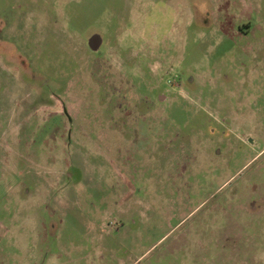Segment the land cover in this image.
Wrapping results in <instances>:
<instances>
[{
	"label": "rangeland",
	"instance_id": "obj_1",
	"mask_svg": "<svg viewBox=\"0 0 264 264\" xmlns=\"http://www.w3.org/2000/svg\"><path fill=\"white\" fill-rule=\"evenodd\" d=\"M48 3L0 0V264H264V0Z\"/></svg>",
	"mask_w": 264,
	"mask_h": 264
},
{
	"label": "flooded vegetation",
	"instance_id": "obj_2",
	"mask_svg": "<svg viewBox=\"0 0 264 264\" xmlns=\"http://www.w3.org/2000/svg\"><path fill=\"white\" fill-rule=\"evenodd\" d=\"M42 2H45V3H47V4H50V3H48V0H41ZM0 33H1V30H0ZM2 35V36H1ZM1 37H3V33H1L0 34V41H1ZM3 39V38H2ZM96 41V40H95Z\"/></svg>",
	"mask_w": 264,
	"mask_h": 264
},
{
	"label": "water",
	"instance_id": "obj_3",
	"mask_svg": "<svg viewBox=\"0 0 264 264\" xmlns=\"http://www.w3.org/2000/svg\"><path fill=\"white\" fill-rule=\"evenodd\" d=\"M97 39H99L98 37H97ZM100 40V39H99Z\"/></svg>",
	"mask_w": 264,
	"mask_h": 264
}]
</instances>
